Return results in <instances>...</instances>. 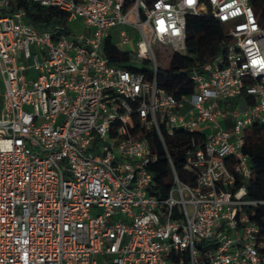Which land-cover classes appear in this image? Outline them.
Returning a JSON list of instances; mask_svg holds the SVG:
<instances>
[{
  "label": "built area",
  "instance_id": "built-area-1",
  "mask_svg": "<svg viewBox=\"0 0 264 264\" xmlns=\"http://www.w3.org/2000/svg\"><path fill=\"white\" fill-rule=\"evenodd\" d=\"M10 1L0 0V264H264V200L247 197L243 153L264 126L252 0H31L65 15L54 32L6 13ZM189 15L215 19L229 43L175 98L157 85L153 45L185 54ZM74 20L85 34L69 32ZM106 39L140 72L110 65ZM176 131L194 135L188 177L168 158L171 186L157 199L153 138L168 157Z\"/></svg>",
  "mask_w": 264,
  "mask_h": 264
},
{
  "label": "trees",
  "instance_id": "trees-1",
  "mask_svg": "<svg viewBox=\"0 0 264 264\" xmlns=\"http://www.w3.org/2000/svg\"><path fill=\"white\" fill-rule=\"evenodd\" d=\"M205 3L206 0H199ZM251 6L257 22L264 30V0H252ZM22 9L25 13L24 21L37 31H52L67 28V19L52 7H43L31 0H11L6 13H13ZM229 39L225 36L222 26L210 16L189 15L186 17L185 54L173 53L167 69H158L156 82L158 87L175 98L190 94L193 83L189 76L193 71L200 72L201 67L216 56H223ZM103 54L114 67H126L140 72L134 66L138 60L134 55L120 51L110 39L103 45ZM166 54V53H165ZM151 79V74H146ZM193 134L176 131L172 136L164 139L168 157L159 141L153 138L155 147L151 148L157 156L155 163L148 168L153 176V185L149 193L157 199H164L171 186L170 159L177 177L185 181L188 177L183 170L185 152ZM201 145V139L199 140ZM243 153L249 158L252 179L246 186L247 197L253 200H264V126L255 124L247 132ZM191 179V178H190Z\"/></svg>",
  "mask_w": 264,
  "mask_h": 264
},
{
  "label": "rangeland",
  "instance_id": "rangeland-1",
  "mask_svg": "<svg viewBox=\"0 0 264 264\" xmlns=\"http://www.w3.org/2000/svg\"><path fill=\"white\" fill-rule=\"evenodd\" d=\"M69 32L74 35L85 34L86 30L81 20H74L68 23ZM170 50L169 46H159L158 44L153 45V51L156 57L157 65L160 69H167L170 61L171 53L165 54L164 50ZM2 88L0 83V96H1ZM219 103L222 104V101L219 100ZM226 105H234V102L228 101L225 102Z\"/></svg>",
  "mask_w": 264,
  "mask_h": 264
}]
</instances>
